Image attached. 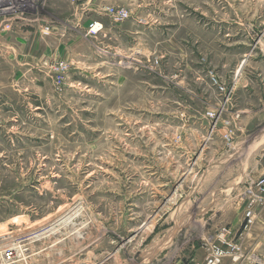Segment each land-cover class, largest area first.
<instances>
[{"label": "rangeland", "instance_id": "obj_1", "mask_svg": "<svg viewBox=\"0 0 264 264\" xmlns=\"http://www.w3.org/2000/svg\"><path fill=\"white\" fill-rule=\"evenodd\" d=\"M107 7L148 31L143 67L110 62L104 29L87 34L121 24ZM263 16L264 0H0V249L13 220L31 235L28 264H203L224 227L240 251L222 264H264V203L243 222L264 120L238 131L239 117L227 147L204 116L220 97L206 75L226 71L214 78L233 94L219 31L239 17L252 38ZM211 195L221 209L205 220Z\"/></svg>", "mask_w": 264, "mask_h": 264}, {"label": "crops", "instance_id": "obj_2", "mask_svg": "<svg viewBox=\"0 0 264 264\" xmlns=\"http://www.w3.org/2000/svg\"><path fill=\"white\" fill-rule=\"evenodd\" d=\"M99 15L100 18L104 16L102 14ZM100 23L102 24L103 22ZM42 24V22H39L38 25L42 26ZM29 26L33 27L31 24ZM102 26L104 29V32L102 31V33L105 34V37H107V34L109 36L108 45H105L103 42L98 43V46L102 47L104 50V56L111 59L110 62L114 61L116 64H118L117 62L120 63L134 61L136 63H140V67H142V57L145 55V53H147L148 31L144 30L142 26H139L133 22L117 24L114 28H107L104 23ZM252 26L254 27V29L251 30L252 38L249 36V34L246 36L245 21L239 17L235 22V25L224 24L225 32L221 29L222 32L220 33L219 31L218 33V36L223 41L222 43L225 42L224 49L220 53L221 57H226L228 59H232L234 57L236 61V65L232 70V80L235 76L232 92L233 94L227 105V110L228 112L229 110L232 112H237L240 115L239 123L236 125L238 131L239 129L242 131L239 126L245 119H253L256 121L264 120V21L260 23V25L254 24ZM228 30L231 32L228 33ZM161 32L164 34L163 31ZM102 33L100 32L98 35L101 36ZM95 38L97 37H94V39ZM213 73L211 72V74L205 76L207 85L206 89L209 90L213 95H216L218 91L217 88L211 83L210 77H217L219 74L216 72L214 75ZM225 73L226 71H224V73L222 71L220 77H217L221 80L222 84H225L223 82L226 78L224 75ZM221 83L218 84L222 85ZM181 104L182 105L180 106L184 108L190 107V105H185L187 102ZM208 125L209 124L206 122V130H208ZM216 132L222 133L221 127H219ZM194 167L195 165L193 166L192 170L190 169V171H188L189 174L197 173V171L194 170ZM184 181L181 183V186L185 183ZM206 199L207 200L200 204L199 212L201 214V218L204 217L206 218L205 220H210L216 210H214V208L217 207V211H220L221 208H219L218 204L216 205L214 201L215 199L212 197V195ZM16 219L19 218H15V220ZM217 220L220 221V219ZM15 226H21V224L17 225V222L12 220V222L9 224L6 223L5 225L1 226L5 227L7 231V234L2 236L6 242L13 241L16 238L22 236L18 235V233L22 231L20 229H27L23 227L14 228Z\"/></svg>", "mask_w": 264, "mask_h": 264}, {"label": "built area", "instance_id": "obj_3", "mask_svg": "<svg viewBox=\"0 0 264 264\" xmlns=\"http://www.w3.org/2000/svg\"><path fill=\"white\" fill-rule=\"evenodd\" d=\"M109 20L114 23H121L129 19L128 12L124 10H117L113 7L105 8ZM103 30L102 24L94 21L87 29V34L91 36L98 35ZM157 63V62H155ZM143 67V66H142ZM59 71H65L66 66L60 64L58 66ZM211 83L217 88L220 94L218 99L219 106L216 109L207 111L204 116L208 120V137L218 129L219 126L224 130L222 138L227 147H231L233 141V129L235 128V121L240 117L238 113L232 115L231 118L222 120L220 118L222 113L227 109L230 95L225 92L222 85H219L214 77H210ZM256 194H251L247 201V206L243 212L244 228H248L252 225L255 212L254 207L257 204L264 203V176L261 177L255 183ZM31 235L25 234L15 240L11 241V244L4 245L0 249V264H28L31 253L29 249L30 241L32 240ZM233 234L227 228H220L217 231L215 240L210 242L205 250L203 264H222L226 258L235 257L239 251V245L233 241Z\"/></svg>", "mask_w": 264, "mask_h": 264}, {"label": "bare ground", "instance_id": "obj_4", "mask_svg": "<svg viewBox=\"0 0 264 264\" xmlns=\"http://www.w3.org/2000/svg\"><path fill=\"white\" fill-rule=\"evenodd\" d=\"M263 140V139H262ZM143 227V226H142ZM153 250V249H152ZM154 252V251H153Z\"/></svg>", "mask_w": 264, "mask_h": 264}]
</instances>
